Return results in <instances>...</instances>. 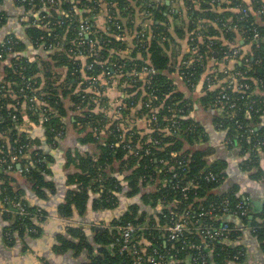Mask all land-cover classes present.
<instances>
[{
	"label": "trees",
	"instance_id": "1",
	"mask_svg": "<svg viewBox=\"0 0 264 264\" xmlns=\"http://www.w3.org/2000/svg\"><path fill=\"white\" fill-rule=\"evenodd\" d=\"M103 1L109 6L104 27L96 22ZM172 1L179 3L178 8L166 0H56L54 4L34 0L23 4L32 11L27 36L35 59L26 55V42L16 34L0 40L1 46L9 37L14 39L8 43L13 46L9 53L0 52V195L16 215L11 232H24L37 224L30 217H21L14 207L15 201L24 199L11 184L10 174L21 170L41 186L46 184L48 170L49 155L24 129L25 124L42 122L48 140L58 144L66 135V121L73 110L74 124L86 132L84 141L94 143L96 151L78 160L81 172L71 181L80 187L69 193L63 215L70 216L73 205L83 210L90 188L103 189L102 203L108 207H114L125 194L137 202L121 221L136 225L144 264H202L200 253L206 255L207 264L244 260L241 230L208 246L196 229L171 241L165 227L171 224L168 216L186 211L202 213L204 221L215 225L229 221L236 226L238 220L249 226L250 215L243 219L235 213L246 198L238 186L219 191L225 163L212 158L215 150L209 145L208 132L193 114L197 98L204 109H221L214 121L227 132V146L238 150L244 158L243 168L254 171L253 177L262 176L257 141L264 140V15L258 10L264 8V0ZM242 5L249 10L245 18ZM137 10L144 20L149 11L150 29L136 28L144 29V37L149 39L142 42L144 37L135 38L130 45L124 37L123 18L129 16V24L134 25ZM3 14L0 10V26L6 22ZM86 19H90L91 29L80 35ZM225 23L238 24L239 30L228 31ZM255 27L261 35L258 40L253 39ZM235 47L240 49L238 60L242 62L237 61L233 69L245 71L239 83L248 82L251 89L229 86L233 69L220 73L221 85L210 86L207 78L214 74L212 58L220 60L225 51ZM199 54L204 55L202 61L196 59ZM9 56L10 62L5 64ZM246 56L248 62L243 60ZM190 59L191 63H185ZM146 65L155 72L140 80L136 72ZM175 74L182 76L187 90L179 87ZM115 86L124 95L108 112L114 96L108 93ZM222 92L230 93L235 107H217ZM261 148L264 150V145ZM16 153L22 156L18 161L13 160ZM209 172L215 173L216 180L208 179ZM189 184L191 187L182 191ZM225 201L230 204L229 213L219 209ZM139 203L159 207L160 221L141 213ZM29 209L36 211L32 206ZM250 227L264 239V221L254 220ZM97 239L103 247L96 255L90 248L89 264H137L136 255L121 250L120 232L115 227L99 232ZM109 244H114L113 249ZM193 244H202V250ZM63 245L76 246L66 240ZM83 246L90 247L85 242L78 247ZM237 254L240 259L232 261Z\"/></svg>",
	"mask_w": 264,
	"mask_h": 264
},
{
	"label": "crops",
	"instance_id": "2",
	"mask_svg": "<svg viewBox=\"0 0 264 264\" xmlns=\"http://www.w3.org/2000/svg\"><path fill=\"white\" fill-rule=\"evenodd\" d=\"M170 5L173 8H178L179 3L171 0ZM108 7V3L103 1L96 19L100 26L106 25ZM0 10L3 11L6 19L3 26H0V40L7 34L14 33L26 42L27 47L24 50L26 55H33L35 49L27 36V27L30 24L32 11H27L18 0H1ZM133 16L135 18L134 25L129 24L131 22L129 16L123 18L125 37L130 45L133 44L136 28L142 26L150 29V22L144 20L138 10L134 12ZM240 38L243 40L242 37ZM31 57L35 59L34 56ZM11 58L12 56H9L4 63H9ZM237 61L240 60L234 59L221 63V66L233 69ZM174 78L181 89L187 90L181 75L175 74ZM119 90L121 89L115 86L109 90L110 93L107 91L109 96L114 94L110 98V110L108 112L116 107L118 97H123L124 94ZM198 99H196V111L193 115L201 120L208 132L209 145L215 150L212 158L222 160L225 163V179L219 191L223 192L231 186H238L239 192L245 195L248 200L250 215H254V219H250L249 226H245L243 222L238 220L235 221L236 226L241 228L240 230L243 232L240 244L245 250L244 260L237 264H264V239H260L259 235L254 233L255 230L250 227L254 220L259 223L264 221L261 216L264 214V150L260 148L259 153V169L262 176L255 178L253 177L254 171L243 168L244 158L239 155L238 150L227 146V132L219 128L214 121L221 109H204ZM74 115L75 112L70 110L66 121V135L58 144L48 140L42 122L25 124L24 129L36 140V144L49 155L48 170L44 176L46 184L36 185L35 181L29 179L21 170L10 174L13 180L11 184L30 206L42 211V216H37L34 219L38 232L32 233L29 229L31 226L24 232L16 229L11 232L16 223V215L8 210L9 208L0 195V264H89L90 248L96 255L103 247V244L97 239V234L103 230L112 229L120 223L123 216L131 211V206L137 202V200L129 199L123 194L119 196L120 200L114 207H108L102 203L103 189L93 190L90 188L89 199L83 210L73 205L70 216L62 214V206L67 202L69 193L78 190L80 187L78 183L71 181L73 175L81 172L78 160L88 153L92 154L96 151L94 143L84 141L86 132H82L80 127L74 124L76 121ZM261 125H264V117ZM120 179L123 185H127L122 176ZM1 183L2 180H0ZM127 190L128 187L125 188V191ZM139 204L140 212H144L147 218L160 221L159 207H154L151 204ZM76 231L84 233V237L77 234ZM64 240L73 242L76 246L64 247ZM83 242L88 243L90 247H78ZM113 245L108 246V248L113 249Z\"/></svg>",
	"mask_w": 264,
	"mask_h": 264
},
{
	"label": "built area",
	"instance_id": "3",
	"mask_svg": "<svg viewBox=\"0 0 264 264\" xmlns=\"http://www.w3.org/2000/svg\"><path fill=\"white\" fill-rule=\"evenodd\" d=\"M19 2H21L22 4H32L34 2V0H18ZM45 2H49L51 4L56 3V0H44ZM155 2H161L162 0H154ZM149 11L146 12V14L144 15L145 18L147 20H150V14L148 13ZM242 12H243V16L242 18H245L246 16H249V10L246 6L242 5ZM258 13L261 15H264V8L259 9ZM225 26L227 27V30H234V31H238L239 30V26L238 24H227L225 23ZM91 29V21L90 19H86L85 22L80 26L79 28V34L80 35H84V34H88L89 31ZM254 30V34H253V39L258 40L259 37H261L260 32L258 31V29L255 27L253 28ZM145 31L144 29L140 30V31H136L135 35H134V39H139L140 37H144ZM125 37V34H124ZM149 37L146 36V38L144 37L141 38L142 42H145L146 40H148ZM13 36L9 37V39H7V42L2 43V45L0 46V52H7L9 53L13 46L9 45L8 43H10L11 41L13 42ZM192 50V49H191ZM204 58L203 54H199L197 55L196 59L198 61H202ZM240 58V49L238 48H232L231 50H227L224 52V55L222 56V58L219 60H216L214 58H212V61L214 63V67H213V76H210L209 78H207V81L209 83L210 86H218L221 85L222 80L220 77V73H222L224 70H229L228 68H226V66H221V63H226L229 62L231 60H238ZM243 58V57H242ZM246 62L249 61V58L244 57V59ZM193 60H186L185 63H191ZM234 70V69H233ZM155 72L154 68L149 67V66H144L143 69L141 71L136 72V76L139 77L140 80H143L146 78V76L149 73ZM245 71H241V70H234L232 73H230L229 75V86L232 87L233 89H251V84L248 82H240L239 83V78L244 77ZM260 89V88H259ZM154 97H157L154 95ZM230 106V107H235L236 106V102L234 100H232L230 93L228 92H222L218 99H217V107H225V106ZM121 109V107H119V110ZM155 118V115H154ZM44 120H48V118L44 117ZM251 132H253V129L250 130ZM262 145H264V140L263 139H259L257 141V147L261 148ZM20 153H22V150H20ZM20 156L18 153L14 154L13 156V160L14 161H18L20 160ZM1 160V159H0ZM180 163H182V161H180ZM12 167V165H10V168ZM174 177H178V175L176 173H174ZM208 179L210 180H216V175L213 172H209L208 173ZM177 187H179V185H177ZM189 187H191V185H186L184 187H182V191H186ZM226 204V205H225ZM14 207H16L18 214L21 217H30L31 219H35L37 216H42V211L41 210H36V211H32L31 209H29V204L27 202H24V200L20 199L14 202ZM230 204L228 203V201H225L224 204H222L220 206V210H222L223 212L229 213L230 212ZM214 210L210 211V213H213ZM237 215H239L241 218L244 219V217H247L250 215V210H249V204H248V200L245 198L244 201L242 203H240L238 205V210H236L235 212ZM220 214L217 215V217H219ZM166 216V215H165ZM203 214L200 213L199 215H194L191 214L190 211H186L184 214L182 215H172V216H168L171 220V224L169 226L165 227V230L168 232L167 233V238L171 241H177V240H181L183 239L189 232L193 231V230H197V232H199L203 239L205 241H207V245L209 246L212 242L216 241V240H221V239H230L231 235L233 232L240 230L241 228H239L238 226H235L233 224H231L229 221H223L221 222L219 225H215L212 222H208V221H204V219L202 218ZM116 229L119 230L120 232V236H121V250L122 251H129L130 253H132L133 255H136L138 257V262L137 264H144L143 263V257L141 255V250L138 246V240L137 237H135V232L137 230V227L134 223H132L131 221L128 222H120L117 225L114 226ZM30 231L32 233L38 232V229L35 226H31L29 227ZM193 247L197 248L199 251L202 250L203 245L202 244H193ZM200 255L202 256V264H207L208 259L206 257V255H202L200 253ZM239 254L235 255L234 259L232 261H236L239 258ZM232 263V262H231Z\"/></svg>",
	"mask_w": 264,
	"mask_h": 264
},
{
	"label": "water",
	"instance_id": "4",
	"mask_svg": "<svg viewBox=\"0 0 264 264\" xmlns=\"http://www.w3.org/2000/svg\"><path fill=\"white\" fill-rule=\"evenodd\" d=\"M167 4L170 6L171 0H167ZM250 219H254V215H250Z\"/></svg>",
	"mask_w": 264,
	"mask_h": 264
},
{
	"label": "rangeland",
	"instance_id": "5",
	"mask_svg": "<svg viewBox=\"0 0 264 264\" xmlns=\"http://www.w3.org/2000/svg\"><path fill=\"white\" fill-rule=\"evenodd\" d=\"M166 3H167V0H166Z\"/></svg>",
	"mask_w": 264,
	"mask_h": 264
}]
</instances>
